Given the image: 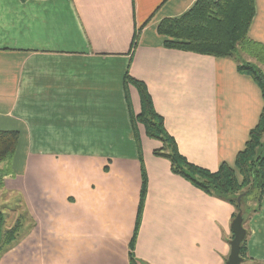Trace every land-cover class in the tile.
Wrapping results in <instances>:
<instances>
[{"label": "crops", "instance_id": "crops-1", "mask_svg": "<svg viewBox=\"0 0 264 264\" xmlns=\"http://www.w3.org/2000/svg\"><path fill=\"white\" fill-rule=\"evenodd\" d=\"M196 0H0V131H16L2 194L33 222L0 264H129L141 170L147 192L138 264H224L234 208L170 172L160 142L132 126L143 82L179 153L215 172L257 124L255 82L229 58L163 47L157 25ZM249 37L264 49V0ZM133 50V52H131ZM264 73V64L241 54ZM2 190V188L0 189ZM246 259L264 264V193L246 224Z\"/></svg>", "mask_w": 264, "mask_h": 264}, {"label": "trees", "instance_id": "trees-1", "mask_svg": "<svg viewBox=\"0 0 264 264\" xmlns=\"http://www.w3.org/2000/svg\"><path fill=\"white\" fill-rule=\"evenodd\" d=\"M254 15V0H196L183 15L164 19L156 28L157 33L163 37V47L232 59L238 73L249 76L257 85L262 99L261 113L257 124L249 131L243 149L237 153L233 166L222 163L215 172H211L189 163L179 153L175 140L166 132L163 118L155 112L145 84L131 78L128 72L123 77L125 89L132 86L139 98L140 111L133 116L128 94L125 96L132 126H142L147 138L161 144L153 155L166 159L173 175L181 177L208 196L230 203L234 208L232 220L238 214L242 216V225L246 231L240 245L242 261L246 259V224L253 215L260 212L264 193V73L256 65L240 58L241 54H246L264 64V49L248 35ZM134 137L140 162L141 187L134 231L128 245L129 264H138L134 248L147 192V177L136 130ZM18 140V132L0 131V164L11 160ZM6 175L0 170V188ZM20 226L16 224L6 228L4 213L0 208V253L3 248L21 238Z\"/></svg>", "mask_w": 264, "mask_h": 264}, {"label": "rangeland", "instance_id": "rangeland-1", "mask_svg": "<svg viewBox=\"0 0 264 264\" xmlns=\"http://www.w3.org/2000/svg\"><path fill=\"white\" fill-rule=\"evenodd\" d=\"M16 148H17V146H16ZM15 152H16V149H15ZM15 152H14L13 156L15 155ZM13 156H12V158H13ZM1 188H2V190H0V208L2 209V211L4 213L5 227L9 228L13 225L21 224L19 229L22 228L21 233L23 235L25 229H31L32 228L33 222L30 219V217L24 213V211L22 209L23 205L20 204V197L18 195H13L11 198H7L5 194L4 195L2 194V192H4L3 186ZM19 240H21V238ZM19 240H18V242H19ZM15 241H13L7 247L3 248L2 251L5 252V251L11 250L18 243ZM2 253H0V257H1ZM134 257H135V254H134ZM128 260H129V258H128ZM240 264H246V263H240Z\"/></svg>", "mask_w": 264, "mask_h": 264}, {"label": "water", "instance_id": "water-1", "mask_svg": "<svg viewBox=\"0 0 264 264\" xmlns=\"http://www.w3.org/2000/svg\"><path fill=\"white\" fill-rule=\"evenodd\" d=\"M240 197L237 199L239 201ZM242 216L238 214L231 222L232 239L229 242L230 252L224 264H240V245L246 236V231L243 228Z\"/></svg>", "mask_w": 264, "mask_h": 264}]
</instances>
